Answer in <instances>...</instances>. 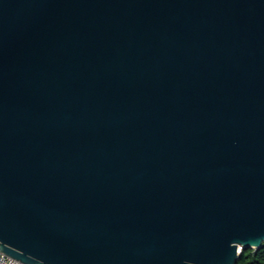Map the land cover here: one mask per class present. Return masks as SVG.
I'll return each mask as SVG.
<instances>
[{"label": "water", "instance_id": "water-1", "mask_svg": "<svg viewBox=\"0 0 264 264\" xmlns=\"http://www.w3.org/2000/svg\"><path fill=\"white\" fill-rule=\"evenodd\" d=\"M264 244V0H0V253L236 264Z\"/></svg>", "mask_w": 264, "mask_h": 264}, {"label": "trees", "instance_id": "trees-1", "mask_svg": "<svg viewBox=\"0 0 264 264\" xmlns=\"http://www.w3.org/2000/svg\"><path fill=\"white\" fill-rule=\"evenodd\" d=\"M236 264H264V244L258 249H242Z\"/></svg>", "mask_w": 264, "mask_h": 264}, {"label": "built area", "instance_id": "built-area-1", "mask_svg": "<svg viewBox=\"0 0 264 264\" xmlns=\"http://www.w3.org/2000/svg\"><path fill=\"white\" fill-rule=\"evenodd\" d=\"M0 264H23V263L16 261V260L0 253Z\"/></svg>", "mask_w": 264, "mask_h": 264}]
</instances>
